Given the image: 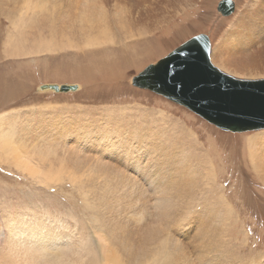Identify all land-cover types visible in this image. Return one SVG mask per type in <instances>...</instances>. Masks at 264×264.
I'll use <instances>...</instances> for the list:
<instances>
[{
  "label": "rangeland",
  "instance_id": "1",
  "mask_svg": "<svg viewBox=\"0 0 264 264\" xmlns=\"http://www.w3.org/2000/svg\"><path fill=\"white\" fill-rule=\"evenodd\" d=\"M116 1L105 8L111 7L112 11L128 9V12L134 7V10L141 12L132 0ZM170 1L173 3H168ZM234 1V12L224 16L216 9L219 0H157L162 2L158 10L162 16L156 15L157 21H153L152 16L146 18L148 22L156 24L154 28L143 30L144 26L137 25L134 20L128 23V18H124L125 26H131L132 32L125 31L123 37L116 35L115 41L111 40V34L108 33L110 39L100 44L68 46L61 45L57 37L56 41H50L53 51L42 50L45 52L40 53L29 51L30 43L21 38L28 31L38 28L39 21L38 24L29 25L24 19H17L13 29L15 46L8 55L3 52L1 31L5 29V34L9 31V22L2 15L0 4V213L7 210L29 213L40 212L42 209L54 211L60 215L61 223L66 228L77 232V226L83 228V240L94 239L96 242L99 235L92 230V225H98L90 219L93 211L87 201L93 189L101 187L104 173L90 170L89 174H75V179L71 180L73 176L69 173L74 167L71 169L72 164L66 157L62 160L63 150L59 146L63 145L60 136L64 128L73 131L77 129L75 123L78 125L82 122L78 130L82 133L91 130L90 123L86 121L94 119L99 121L97 124H102V118L112 123V126L120 125L121 128L158 124L161 132L167 128L173 138L179 136L178 132L186 133L185 140L197 147L195 154L199 158L192 161L190 168L200 175L198 183L209 181L218 191H224L221 205L227 212L220 217L218 209L213 212L208 210L201 224V238L207 242L212 234L219 245L233 248V254L247 261L264 254V181L250 166L253 159L248 150L249 139L253 141L262 137L264 128L245 132L220 129L187 107L149 89L134 86L131 82V78L148 64L156 62L200 32L209 35L210 59L221 71L239 79L264 78V54L262 57L258 54L259 49L264 47L262 43H251L250 51L256 52L260 60L248 65L245 72H234L233 66L226 64L239 52V45H242L239 41L241 35L233 32L248 31L242 25H237L240 16L244 12L253 14L259 6L258 0ZM27 2L21 0L15 2V6H24ZM44 2L48 8L61 6L60 0ZM144 4L143 8L148 9V2ZM33 7L38 9L37 5ZM26 14L34 15L31 11ZM62 84H76L79 88L61 92L52 87ZM40 86L49 89L41 90ZM51 120L55 125L51 124L49 128ZM69 120H75V123L68 125ZM46 126L51 130H46ZM31 147L36 150V155H28L27 161L35 172L16 163L13 154L5 151L10 148L23 153L24 149ZM261 155L264 160V150ZM79 180L84 182L83 188L78 186ZM85 185L92 187L88 191ZM136 192L137 188H134V197L139 196ZM193 207H189V210L186 208L185 214H189ZM135 212V221L139 218L146 220L142 210L135 208ZM199 212L196 210L195 214ZM130 215L127 222H124L131 223ZM192 215H188V218ZM134 216L132 214V219ZM193 217L183 223L191 225H188V233L180 234L182 242L194 240L191 231L193 236L196 232L192 230V224H196L198 217ZM173 221L171 218L164 224V220H161L159 224L172 232L176 228ZM201 238L199 240L205 242ZM186 246V249L190 248V244ZM191 255L186 256L192 262L194 258ZM147 264L154 263L152 261Z\"/></svg>",
  "mask_w": 264,
  "mask_h": 264
},
{
  "label": "bare ground",
  "instance_id": "2",
  "mask_svg": "<svg viewBox=\"0 0 264 264\" xmlns=\"http://www.w3.org/2000/svg\"><path fill=\"white\" fill-rule=\"evenodd\" d=\"M22 1L29 2L17 7L15 2L21 0H0L2 15L9 22L10 31L5 34V29L0 30L5 55L11 54L15 46L13 29L17 19H24L29 25L38 24L37 20L39 21L38 28L28 31L21 38L30 43L29 51L40 53L42 50L53 51L50 41H56L57 37L61 45L100 44L106 42L110 34L111 40L115 41L116 35L121 37L125 31H131V26H125L124 18H128V23L134 20L137 25L144 26L143 30H148L156 24L148 22L146 18L152 16L153 21H157L155 16H162L158 11L162 2L157 0H132L140 7L141 12L134 10V7L128 12V9L112 11L111 7L105 8L116 0H60L61 6L55 5L52 8H48L44 0ZM258 1L259 6L253 14L244 12L237 23L247 29V33L230 31L241 35L239 41L242 43L239 45V52L226 62L227 66H233L234 72L243 73L248 65L256 64L260 60L256 52L250 51L253 42L264 45V0ZM146 2L148 9L143 8ZM115 5L120 6L117 3ZM28 11L34 15H27ZM123 12L127 13L122 14ZM261 49L258 54L262 57L264 47ZM39 89L45 90L49 87L40 86ZM93 120L86 121L87 124L90 123L91 130L82 133L78 130L83 123L76 125L75 120H69L68 125L75 123L77 129L69 131L64 128L60 136L63 145L59 146L63 150L62 160L66 157L72 164L71 169L74 167L69 173L73 176L70 177L71 180L77 174H87L90 170L104 173L103 183L99 180L101 187L96 186L98 190L93 189L90 193L92 199L88 197L87 201L93 211L90 219L98 225H92V230L99 235L97 241H84L83 228L76 227L75 223L72 226L78 232L66 228L61 223L60 215L54 211L42 209L40 212L29 213L7 210L0 213V264H147L152 261L154 264H264V254L247 261L233 254V248L219 245L212 234L207 242L201 238V224L208 215L207 211L218 209L221 217L227 210L224 211L221 205L224 191H218L209 181L198 183L200 175L190 168L192 161L199 158L195 154L197 147L185 140V132H178L179 136L173 138L167 128L162 127L164 130L161 132L158 124L121 128L120 125L112 126V123L103 118L102 124ZM51 121H48L49 128L55 123ZM48 126L46 130H51ZM248 144L249 154L253 159L250 166L264 181V160L261 155L264 150V135L253 141L249 139ZM33 149H24L23 153L10 148L5 151L13 154L12 158L16 163L29 168L30 172H35L29 160L27 161L28 155H36V150ZM82 168L85 171H80ZM78 184L83 188V181L79 180ZM85 187L89 191L92 186ZM134 188H137L138 197L133 195ZM180 197L183 199L180 200ZM192 206L193 209L186 215L185 209L189 210ZM135 208L142 210L146 220L137 218L135 221ZM196 210L200 211L198 215L195 214ZM191 214L193 215L188 218ZM129 215L131 223H126ZM193 216L198 217L196 224H192V230L195 229L196 232L193 236L191 231V238L194 240L182 242L180 234L188 233V225H191L183 223L189 222ZM171 218L174 219L172 224L176 227L172 232L159 224L161 220L165 224ZM183 218L187 221H183ZM200 238L206 243L199 240ZM187 244H190L188 249ZM189 254L194 258L192 262L186 256Z\"/></svg>",
  "mask_w": 264,
  "mask_h": 264
},
{
  "label": "water",
  "instance_id": "3",
  "mask_svg": "<svg viewBox=\"0 0 264 264\" xmlns=\"http://www.w3.org/2000/svg\"><path fill=\"white\" fill-rule=\"evenodd\" d=\"M228 16L234 0H219L216 8ZM208 34L197 33L131 78L183 105L216 127L232 132L264 128V78L239 79L221 71L210 59ZM151 67L155 71L145 72ZM56 91L76 90V84L52 85Z\"/></svg>",
  "mask_w": 264,
  "mask_h": 264
},
{
  "label": "snow or ice",
  "instance_id": "4",
  "mask_svg": "<svg viewBox=\"0 0 264 264\" xmlns=\"http://www.w3.org/2000/svg\"><path fill=\"white\" fill-rule=\"evenodd\" d=\"M155 71L154 69H152L151 67H149L148 69H145V72H152Z\"/></svg>",
  "mask_w": 264,
  "mask_h": 264
}]
</instances>
